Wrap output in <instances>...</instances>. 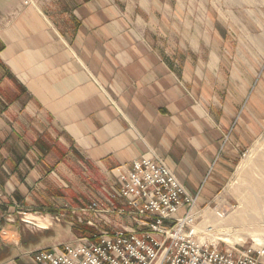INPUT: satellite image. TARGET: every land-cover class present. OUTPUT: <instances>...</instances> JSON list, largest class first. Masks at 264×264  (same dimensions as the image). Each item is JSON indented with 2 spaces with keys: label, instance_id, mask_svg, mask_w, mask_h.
<instances>
[{
  "label": "crops",
  "instance_id": "0c3cea01",
  "mask_svg": "<svg viewBox=\"0 0 264 264\" xmlns=\"http://www.w3.org/2000/svg\"><path fill=\"white\" fill-rule=\"evenodd\" d=\"M263 127L264 0H0V264H37L15 219L69 177L109 191L154 152L199 210Z\"/></svg>",
  "mask_w": 264,
  "mask_h": 264
},
{
  "label": "built area",
  "instance_id": "2783aa9c",
  "mask_svg": "<svg viewBox=\"0 0 264 264\" xmlns=\"http://www.w3.org/2000/svg\"><path fill=\"white\" fill-rule=\"evenodd\" d=\"M119 206L95 201L86 211L128 219L112 230L76 244L33 252L37 264H264V246L222 249L199 230L195 198L187 194L173 169L148 152L118 174ZM186 206L184 215L179 210ZM223 213V212H221ZM5 235H9L5 233ZM207 234V235H206ZM203 238V239H201Z\"/></svg>",
  "mask_w": 264,
  "mask_h": 264
},
{
  "label": "rangeland",
  "instance_id": "374dc122",
  "mask_svg": "<svg viewBox=\"0 0 264 264\" xmlns=\"http://www.w3.org/2000/svg\"><path fill=\"white\" fill-rule=\"evenodd\" d=\"M82 176L83 189L78 193L71 188V183L75 182V177H69L66 192L60 191L62 195H66L65 198L68 203L59 207H52L49 215L46 216L45 214L46 221L26 218L24 213L15 219V235L19 238V242L15 245L17 247L15 248V261L19 257H26L25 252L28 250L49 248L60 244H76L81 238L94 239L93 236L96 233L98 234L102 230H112L123 224L124 220H121L117 214L86 211L87 206L95 201L112 207L121 204L122 199L118 198L119 181L117 173H114L115 185L109 191H101L99 184L92 182L96 176L86 172ZM259 182L264 183V127L255 143L244 151L225 186L217 194L216 200L211 205L196 210L199 215L197 224L199 230L205 228L209 234V239L219 242L222 249L238 248L244 250L249 247L264 246V205L259 208L254 202H251L254 199H250L251 197L260 198L262 196L258 186ZM75 195L78 196V200ZM75 203L79 206H76ZM218 211L225 213L224 219H226L224 221L232 224L235 223L236 218H244L241 221V226L230 225L235 231L237 230L231 237L233 243L221 239L223 234L217 233L224 231L223 227L221 229H213L212 227L211 223L214 217L217 218ZM43 223L46 225H42ZM206 231L201 233V237L207 233ZM209 231L213 236L210 235ZM215 232L216 235H214ZM6 236L11 238L12 234ZM10 251L11 249H5L4 252L0 253V262L7 261L14 255ZM18 254L19 257L17 258L16 255Z\"/></svg>",
  "mask_w": 264,
  "mask_h": 264
},
{
  "label": "bare ground",
  "instance_id": "6f19581e",
  "mask_svg": "<svg viewBox=\"0 0 264 264\" xmlns=\"http://www.w3.org/2000/svg\"><path fill=\"white\" fill-rule=\"evenodd\" d=\"M259 189H260V191H261V197L259 198V197H251L250 199L252 200V199H254V200H252L251 202H254V204L256 205V206H258L259 208H262V205H264V183L263 182H259ZM254 209V208H253ZM224 217H225V213H221L220 211H218L217 212V218L215 219V217H214V219H213V221H212V225H209V226H212L213 227V229H221L222 227H223V230L224 231H220V232H217V233H219V234H223V236L221 237V239H224L225 241H227L228 243H233V240H232V234H234V232H236L235 230H234V228L233 227H231L230 225H234V224H236V226H241L242 225V222L241 221H243L244 220V218L243 217H238V218H236L235 219V223L234 224H232V223H230V222H225L224 220L226 219H224ZM42 225H46L45 223H43ZM212 229V230H213ZM211 230V231H212ZM211 231H209L210 232V235H212V233H211ZM214 234V233H213ZM214 235H216V232H215V234ZM213 236V235H212ZM211 236V237H212ZM201 239H203V238H201ZM213 239V238H212ZM214 241V240H213ZM215 241H217L216 239H215ZM259 241V240H258Z\"/></svg>",
  "mask_w": 264,
  "mask_h": 264
},
{
  "label": "trees",
  "instance_id": "16d2710c",
  "mask_svg": "<svg viewBox=\"0 0 264 264\" xmlns=\"http://www.w3.org/2000/svg\"><path fill=\"white\" fill-rule=\"evenodd\" d=\"M12 246L11 245H6L5 243H1L0 244V253H2V251L4 252L5 249H10Z\"/></svg>",
  "mask_w": 264,
  "mask_h": 264
}]
</instances>
